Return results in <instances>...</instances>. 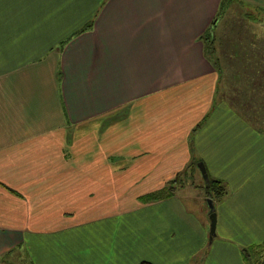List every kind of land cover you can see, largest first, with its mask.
Wrapping results in <instances>:
<instances>
[{"label":"crops","instance_id":"0c3cea01","mask_svg":"<svg viewBox=\"0 0 264 264\" xmlns=\"http://www.w3.org/2000/svg\"><path fill=\"white\" fill-rule=\"evenodd\" d=\"M220 2L0 0V258L245 264L264 239V0L217 24ZM197 162L226 188L210 242L179 193Z\"/></svg>","mask_w":264,"mask_h":264},{"label":"trees","instance_id":"16d2710c","mask_svg":"<svg viewBox=\"0 0 264 264\" xmlns=\"http://www.w3.org/2000/svg\"><path fill=\"white\" fill-rule=\"evenodd\" d=\"M235 0H221L219 10L216 13V16L213 20H217V16L222 13V9L227 6L229 2H232ZM244 17H248L246 14H244ZM212 22V24H213ZM203 43H204V49L206 54H209V56H212L213 53V32H211V28H207L205 32L203 33L201 37ZM216 69H218L217 64ZM208 175V174H207ZM189 174L185 171H182L180 173H177L174 178L169 180L167 182V185L163 188L146 194L140 198H138L140 201H151V200H157V199H163L170 197L174 194L175 190L183 187L184 182L186 181V177H188ZM204 191V197L210 198L215 205L218 201L222 199V197L226 193V188L223 182L221 180L213 179L208 175V183L203 186ZM12 251H8L0 258V264H15L14 260H11L10 256H12ZM204 253V251H202ZM241 257L245 264H264V239L259 244H254L251 246H246L241 248L240 250ZM200 260V259H199ZM193 262H196L195 260ZM192 262V263H193ZM26 264H29L28 262ZM139 264H151L147 261H140Z\"/></svg>","mask_w":264,"mask_h":264},{"label":"rangeland","instance_id":"374dc122","mask_svg":"<svg viewBox=\"0 0 264 264\" xmlns=\"http://www.w3.org/2000/svg\"><path fill=\"white\" fill-rule=\"evenodd\" d=\"M230 8L235 9L238 12L227 13L230 10ZM218 10H219V7H218ZM221 11H222V13H220L217 16V20H216V21H218L217 24L221 21L234 20L235 19L234 17H238V13H240V12H245V14L250 13V12H248L247 8L241 6L240 3H237L235 1L229 2L227 4V6H225V8H223ZM252 14H253V12H252ZM217 24H216V26H217ZM220 31H221V29H220ZM213 34H214V32H213ZM215 35L217 36L216 31H215ZM204 185H205V182L202 179V177L198 171V172H196L195 177L191 179V182L188 180L186 181V186L182 190H180L179 193L181 194L182 197L186 196L188 198V195L192 196L193 198L198 197L200 199V204L202 206V209L207 214V206L205 203V197H204V191H203ZM186 200L189 204L190 203L193 204V200H191L190 198H188ZM206 218H207V216H206ZM207 220H208V218H207Z\"/></svg>","mask_w":264,"mask_h":264},{"label":"water","instance_id":"95a60500","mask_svg":"<svg viewBox=\"0 0 264 264\" xmlns=\"http://www.w3.org/2000/svg\"><path fill=\"white\" fill-rule=\"evenodd\" d=\"M196 167L205 182V185L208 183V175L205 170V167L202 162H197ZM205 203L207 206V218H208V233H207V240H210L215 236V223H216V214L214 210V204L210 198H205Z\"/></svg>","mask_w":264,"mask_h":264}]
</instances>
